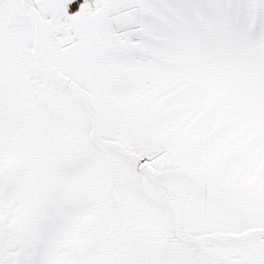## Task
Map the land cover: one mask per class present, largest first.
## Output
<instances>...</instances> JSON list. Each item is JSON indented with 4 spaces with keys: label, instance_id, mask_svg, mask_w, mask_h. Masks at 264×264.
I'll return each mask as SVG.
<instances>
[{
    "label": "snow or ice",
    "instance_id": "1",
    "mask_svg": "<svg viewBox=\"0 0 264 264\" xmlns=\"http://www.w3.org/2000/svg\"><path fill=\"white\" fill-rule=\"evenodd\" d=\"M0 264H264V0H0Z\"/></svg>",
    "mask_w": 264,
    "mask_h": 264
}]
</instances>
